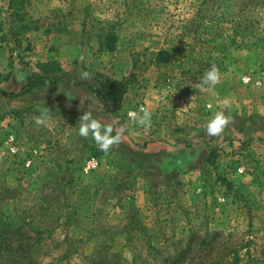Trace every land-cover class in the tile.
Returning <instances> with one entry per match:
<instances>
[{
	"label": "rangeland",
	"instance_id": "obj_1",
	"mask_svg": "<svg viewBox=\"0 0 264 264\" xmlns=\"http://www.w3.org/2000/svg\"><path fill=\"white\" fill-rule=\"evenodd\" d=\"M107 32L112 52L101 47ZM5 35L3 78L38 51L60 65L69 97L39 94L10 112L14 123L2 121L0 264L26 263L18 241L32 264L104 254L126 264H264V0H0ZM159 49L167 62L155 61ZM213 64L220 82L199 91ZM127 78L119 108L106 112L99 82ZM141 107L148 126L129 117ZM221 110L233 122L210 137L206 123ZM86 111L126 128L94 168L98 146L79 135Z\"/></svg>",
	"mask_w": 264,
	"mask_h": 264
},
{
	"label": "trees",
	"instance_id": "obj_2",
	"mask_svg": "<svg viewBox=\"0 0 264 264\" xmlns=\"http://www.w3.org/2000/svg\"><path fill=\"white\" fill-rule=\"evenodd\" d=\"M15 34V33H14ZM117 41V37L115 34L107 32L103 40L101 42V47L108 51L112 52L115 49V44ZM155 61L165 63L169 60V51L168 49H159L155 55ZM36 68L42 73L41 76H31L27 78L26 84L21 87L15 93H2L3 96L7 98H19L24 96L27 93H30L33 88L37 86H45L49 84H58L62 80L67 79L65 76L58 75L62 72V68L56 61H47L44 63H37ZM129 79H121V80H110L106 79L99 82V89L93 92L103 104V109L108 112L112 113L117 110L120 106V100L122 95L126 92L127 86L129 83ZM87 88H89L87 86ZM104 154V152L100 151L99 148H94L92 151V157L98 158ZM42 232L39 231V235ZM15 251H19L20 254L24 255L26 259L25 264H32L30 252L31 248L29 245H21V241H18V245L15 247ZM14 264H18L15 262ZM22 264V263H21ZM89 264H126L122 262L120 259L117 258L115 254L109 255H101L94 258ZM234 264L237 262L234 261Z\"/></svg>",
	"mask_w": 264,
	"mask_h": 264
},
{
	"label": "clouds",
	"instance_id": "obj_3",
	"mask_svg": "<svg viewBox=\"0 0 264 264\" xmlns=\"http://www.w3.org/2000/svg\"><path fill=\"white\" fill-rule=\"evenodd\" d=\"M83 60V57H80ZM221 73L218 67L213 64L210 69H208L200 83L197 85L199 91H203L206 87L215 86L220 82ZM81 79H91V74L89 72H81ZM225 107H228L227 101L225 102ZM49 109H46L40 117L36 119L38 125H45L47 120L50 118ZM130 119L141 127L148 126L151 120V113L145 110L143 107L139 108L138 111H133L129 113ZM233 122L231 115H226L225 111H217L214 116L206 123L205 130L208 136L216 137L222 135L225 128ZM115 134L113 135V133ZM126 132V128L123 126L113 127V125L102 124L98 119L93 118L90 111L84 112L82 116L79 117V135L84 138H91L95 141L99 150L108 153L113 148H118L123 142V138Z\"/></svg>",
	"mask_w": 264,
	"mask_h": 264
},
{
	"label": "crops",
	"instance_id": "obj_4",
	"mask_svg": "<svg viewBox=\"0 0 264 264\" xmlns=\"http://www.w3.org/2000/svg\"><path fill=\"white\" fill-rule=\"evenodd\" d=\"M9 36L5 35L4 39L0 40V135L3 133V130H8L9 127L3 129L1 127L2 121L5 124L14 123L13 119L9 117L10 112L15 110L17 106L20 108L25 107L26 103L32 101L35 96L41 94L42 99L44 100H60L64 101V97L67 99L69 97L68 94L64 95V90L68 87L66 82H61L59 84H49L45 86H37L32 89L30 93L25 94L19 98H7L3 96L2 93H15L21 87H23L27 78L31 76H41L42 73L36 68L37 63H44L50 61L51 58L45 57L43 53H39L38 51H34L29 54L24 60L25 63H20L14 60L11 68L9 69L5 78H3L2 74L5 72V64H6V56L8 54L6 50V44L11 46L10 42H8ZM62 72L58 75H61ZM69 90V89H68ZM61 93H63L61 95ZM3 106V107H1ZM2 128V129H1ZM156 145L152 147L155 148ZM151 148L150 144H147L146 150L149 151ZM151 152V150L149 151Z\"/></svg>",
	"mask_w": 264,
	"mask_h": 264
},
{
	"label": "built area",
	"instance_id": "obj_5",
	"mask_svg": "<svg viewBox=\"0 0 264 264\" xmlns=\"http://www.w3.org/2000/svg\"><path fill=\"white\" fill-rule=\"evenodd\" d=\"M248 79L249 77H246V80ZM6 144H7V150L10 154H14L17 152L18 147L16 145V140L12 135L8 136L6 140ZM96 164H97V158L91 157L88 162L89 167L94 168Z\"/></svg>",
	"mask_w": 264,
	"mask_h": 264
}]
</instances>
